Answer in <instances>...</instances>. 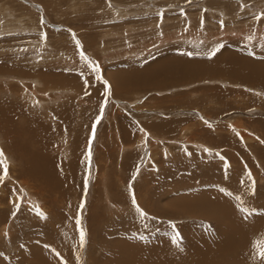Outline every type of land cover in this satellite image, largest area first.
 <instances>
[{"label":"rangeland","instance_id":"rangeland-1","mask_svg":"<svg viewBox=\"0 0 264 264\" xmlns=\"http://www.w3.org/2000/svg\"><path fill=\"white\" fill-rule=\"evenodd\" d=\"M233 58L264 65V0H0V150L48 139L66 178L48 220L22 208L0 264H216L233 238L251 248L231 264H264V79Z\"/></svg>","mask_w":264,"mask_h":264},{"label":"bare ground","instance_id":"bare-ground-1","mask_svg":"<svg viewBox=\"0 0 264 264\" xmlns=\"http://www.w3.org/2000/svg\"><path fill=\"white\" fill-rule=\"evenodd\" d=\"M219 58H222V57H219ZM195 62H197V61H195ZM186 63L189 66H191L190 62L186 61ZM192 64H194V63H192ZM196 65H197V63H196ZM228 66L230 68L235 67L237 69L238 68L239 69L245 68V69L251 71L250 74L249 73L245 74V75L243 74V77L246 76V78H248L249 76L250 77L251 76L255 77L257 75L258 78H260L262 80L264 79V65L263 66H260V64L254 65L249 60H244V59H242V60L240 59L239 60V59H234L233 58V59L230 60ZM184 68H181V69H183V71H185V72H189V70L187 71V68H185V70H184ZM191 68H192V66H191ZM197 68H198V66H197ZM254 69H260L261 72H256V71H254ZM171 70H173V68ZM178 70H180V69H178ZM194 71H196V69L192 68V70L190 72H194ZM231 71L235 72L234 69H231ZM231 74H233V73H231ZM238 75H240V74H238ZM42 76H43V78H44V76L46 78H49V76H47L46 74H42ZM124 77H126V76L124 75ZM129 77H130V82H131L132 78H131V76H129ZM234 77H236V75ZM241 79H242V77H241ZM243 79H245V78H243ZM33 80H35V79H33ZM35 81H37V83L41 82L40 79H36ZM126 81H129V79L126 80ZM43 89H44V87H43ZM19 95H15L14 94L13 97H14L15 103H16V100L20 101V99H22L21 96H19ZM28 96H30V95H28ZM23 99H24V97H23ZM30 100L31 99H29V101ZM31 102H32L31 103L32 105L30 104L31 105L30 108L31 107H33V108L34 107H36V108H38V107L39 108H42V107L45 108V105L43 106L42 101H36L35 99H32ZM7 107H8L7 104L6 105L5 104H0V117L1 118H5V116H6V114H4L2 111L7 112V114H8V108ZM9 112L11 113L10 109H9ZM54 113H55V110L54 111L52 110V115H54V117L56 119L58 118L57 127L59 129L63 128L64 130L68 129V127H70V125L72 124V117L69 115V113H70L69 109L65 110V112H63V113H61V112H58V113L56 112V114H54ZM9 115L10 114H8L7 117ZM16 115H18L17 112H16L15 116ZM10 117H12V116H10ZM35 124H36V126H35L36 129L34 131L31 129L32 127H30V129H28V130H30L31 133L33 132L34 136L35 135L37 136V140L42 141L41 139L46 138V132L48 131L49 128H47V126L44 125L43 123L37 122ZM228 124L231 125V126L234 125V127L236 128V124H234V123L230 124V122ZM0 126H1V124H0ZM169 126H167V127H169ZM37 127H38V129H37ZM36 130H40V131H36ZM199 130H201V129H199ZM66 131H68V130H66ZM10 138H11V141H13L14 140L13 138H15V136H13V138L12 137H10ZM44 140H46V139H44ZM47 140L45 142L42 141L43 143L41 142L42 145L39 147V149L40 148L42 149V153L37 151V148H35L34 145H31L30 141L24 143L25 145H27L26 147L19 146L15 150H13V152H14L15 156L17 157V159L11 152L9 153L7 151L8 152L7 154L5 152H3L4 157L6 159V162H7V175L2 180H0V205H2V204L5 205V207L2 208V210H0V240L3 241L4 243H8L9 240H11V238L15 237L14 235H15L16 227H15V225H13V222L15 224V221L18 220L19 218H21V221H22L25 217L22 218L23 216H21V215L29 214V215H32L33 217L35 216L34 219L38 218L37 220L39 222L40 216L37 215V212H36L34 206H38V208L40 210H42L46 214L47 217L50 218L51 212L53 210L50 207H52L53 202L56 201L58 193L59 192H63L62 191V189H63L62 187H64L63 184H64L65 179H66V178L64 179L63 175H62L63 161H60L59 159H56L58 157L55 155L54 150H53V147L55 149V146H54V144L52 142H49V140L48 141ZM201 144H204V143L201 142ZM204 146L207 147L208 145L206 146V144H204ZM51 148H52V150H51ZM208 148L209 147H207V149ZM30 149H32V150H30ZM10 160H15L17 165L16 166H11L13 163H9V162H11ZM71 167H73V166H71ZM67 179L68 180L70 179V175L67 176ZM30 180L34 181L35 183L33 184ZM5 182H7V183L10 182L8 184L9 186L6 185ZM60 182H63V184H60ZM13 184H15V186L17 184V187L13 186ZM5 186H7V187H5ZM35 188H37V189H35ZM8 189H9V192H10L9 195H7V193H6V191ZM15 189H17L18 191L15 192ZM34 189H35V191H33ZM12 194L15 195L13 199H11V197L9 198V196H11ZM59 194L61 195V193H59ZM18 197H19V200H18ZM206 202H210V200H206ZM189 203H190V201H189ZM17 204L19 205L18 210H17ZM195 204H196V206H199L201 203H195ZM195 204L194 205L189 204V205L191 207H193V206H195ZM189 205H187V206H189ZM22 208L25 209V210H24V213H22L20 215L21 211H23ZM224 208H225V206H221V204H220L217 207V211H216V213L213 216L218 217L217 216V212L218 211H223ZM26 218H29V217H26ZM34 219H32V220H34ZM19 224L21 226H27V221L25 222V220H24L23 222H21ZM232 224H233L232 225L233 228L238 225L237 222L236 223H232ZM222 228L226 229L225 226H222ZM12 242H13V239L9 242V244L12 243ZM198 242H199V240H198ZM222 242L223 241H218L213 246L214 248H216L218 250V252H216V254L218 253L219 256H220L219 259H216L219 264H222V262H225V264H228V263L231 264L232 262H236V261L242 259L241 257L238 256V254H239L238 251H239L240 248L246 247V251H247V249L250 250V248H251V243H249V244L239 243V241L237 239H234V238H233V244H232V240L231 239L224 240V242H225L224 244H226V248L224 247V244ZM197 245H195V246L197 247ZM228 248H230L231 251H228ZM243 252L245 253V251H243ZM228 253H231V255L229 257H227ZM254 255H256V254H254ZM257 255H259V254H257ZM243 258H245V257H243ZM220 259L222 261H220ZM142 262L148 263V264H152L151 261L150 262L142 261ZM159 262H161V261L159 260ZM165 262L166 261H164V263ZM161 263H163V262H161ZM167 263L170 264V262H167ZM218 263H216V264H218ZM137 264H141V262H138Z\"/></svg>","mask_w":264,"mask_h":264},{"label":"snow or ice","instance_id":"snow-or-ice-1","mask_svg":"<svg viewBox=\"0 0 264 264\" xmlns=\"http://www.w3.org/2000/svg\"><path fill=\"white\" fill-rule=\"evenodd\" d=\"M77 44L79 45V41H77ZM212 54L215 55V50L213 51ZM80 55H81L82 59H84L86 62H88V64L92 67V71L94 73H99L100 72L99 66L98 65H94L93 62L90 60V58H88L84 54L83 51L80 53ZM97 78L98 79H103L100 76H97ZM103 83L106 86L105 87V93H104V95L106 97L107 96H110L111 95V88H110V86H108V81L105 80V81H103ZM103 111H104V109L102 107L100 109L101 115L97 117V123L102 119ZM94 136H95V124L93 125V133H92V137L93 138H94ZM90 143H91V141H90ZM205 151H210V150L209 149H205ZM90 155H91V153L89 151V156ZM0 173H2V174H0V180H2L7 175V163H6V159L4 157V154H3V151L2 150H0ZM248 175L251 178V174L248 173ZM253 184H254V181H253ZM222 191H223V189H222ZM252 195H255L254 188L252 190ZM18 200H19V197H18ZM133 205L136 206L137 211L139 212V214L142 217L147 216V213L144 212L142 209L139 208V205L136 203V200H135V197L134 196H133ZM82 207H83V202L81 203V208ZM18 208H19V205L17 204V210H18ZM34 208H35V210L37 212V215H39L43 219H47L46 214L42 210H40L38 208V206H34ZM241 211L244 213V218L247 219L252 213L256 212L257 210L256 209H250V208H248V207L245 206V207H242L241 208ZM76 223L79 226V224H80L79 219H77ZM173 228H175L174 225H173ZM79 237H80L81 244H83L85 242L86 234H85V231L82 228H80V230H79ZM140 238L143 239L144 237L141 236ZM172 240L175 243H177V245H179L180 241L182 240V237H180L179 233L177 232L175 235H173ZM46 247H49V246L46 245ZM57 255H59V254L57 253ZM260 256H261L262 259H264V251H261Z\"/></svg>","mask_w":264,"mask_h":264}]
</instances>
